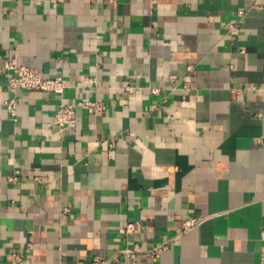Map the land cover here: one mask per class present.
I'll return each instance as SVG.
<instances>
[{"label":"crops","instance_id":"1","mask_svg":"<svg viewBox=\"0 0 264 264\" xmlns=\"http://www.w3.org/2000/svg\"><path fill=\"white\" fill-rule=\"evenodd\" d=\"M13 58L67 89L0 73V264L261 263L264 0H0Z\"/></svg>","mask_w":264,"mask_h":264},{"label":"built area","instance_id":"2","mask_svg":"<svg viewBox=\"0 0 264 264\" xmlns=\"http://www.w3.org/2000/svg\"><path fill=\"white\" fill-rule=\"evenodd\" d=\"M232 30L234 33L236 32V29L232 28ZM6 71L12 72V74L8 77V86L14 91L20 89L38 90L55 93L58 96L63 97L67 89V83L63 77L46 78L43 73L37 71L36 69L20 65L16 58L9 61L6 67L0 69V73H4ZM80 104L86 106L90 113L101 112L105 109L102 103L99 102L85 101ZM7 105L12 115L15 117L17 107L15 101H10ZM54 124L62 129L75 128L77 125L76 105L61 102L59 110L55 115ZM19 174L20 171H15V174L10 177V181L17 183L19 180ZM69 212V209L65 210V213ZM199 223L200 221L196 219H190L185 223V230L192 229L198 226ZM141 227L142 224L140 222L128 223L121 227L120 232L126 236H132L137 234ZM262 238L264 239V230L262 232ZM163 250V247L157 248L152 251V254L158 256ZM138 252L139 250L137 248L133 251H125L130 258H135ZM21 262L22 259L18 255L13 257L12 264H20ZM260 264H264V253L261 255Z\"/></svg>","mask_w":264,"mask_h":264}]
</instances>
